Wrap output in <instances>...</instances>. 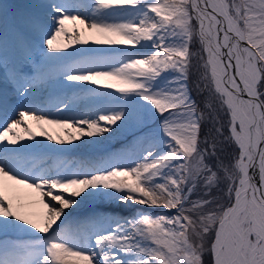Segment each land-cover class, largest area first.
<instances>
[{"label": "snow or ice", "instance_id": "snow-or-ice-1", "mask_svg": "<svg viewBox=\"0 0 264 264\" xmlns=\"http://www.w3.org/2000/svg\"><path fill=\"white\" fill-rule=\"evenodd\" d=\"M7 7L0 264H264V0H41L11 17ZM127 137L96 160L45 143ZM32 194L42 220L17 207ZM96 201L171 214L101 207L69 219Z\"/></svg>", "mask_w": 264, "mask_h": 264}, {"label": "bare ground", "instance_id": "bare-ground-1", "mask_svg": "<svg viewBox=\"0 0 264 264\" xmlns=\"http://www.w3.org/2000/svg\"><path fill=\"white\" fill-rule=\"evenodd\" d=\"M40 2H41V0H0V5H7L8 6L7 11L9 13V16L11 17V16H13L19 12L36 11L37 9L34 6ZM49 23H51V21H49ZM68 27L71 28V25H68ZM194 47H196V43L193 45L192 50H193V52H196L198 54V52L196 50L194 51ZM69 51H71V49H69ZM144 51H151V49H144ZM197 58H198V56H197ZM198 80H199V74H197L196 70L194 69L190 82L196 83ZM82 87H93V86L82 85ZM10 104L14 105L11 101H10ZM200 108L202 109L203 106H201ZM205 114L207 116V112ZM9 115H12V113L9 112ZM27 124L32 126V130L34 132L39 130L34 121L29 120L27 122ZM153 126H155V124H153ZM42 127L44 129L48 130L49 132L53 133L54 135L59 134V135H61L62 138L67 139V137L63 136L64 130H62V129H56L50 125H43ZM68 131H71V129H68ZM37 138L43 139V137H37ZM83 139H88V138L85 137ZM93 139H95V138H93ZM130 139H131V137L120 138V139L112 142L109 145L102 146L99 149L86 148L83 146L82 141L74 142L76 144L81 145L80 147L75 148V149H73L71 145L57 146L54 143V141L48 142L45 140V143L51 144L52 147H67L70 149V151H68L66 153V157H65L66 159H68L69 161H82V160L100 159V158L104 157L106 154H108V152L110 150H115L116 148L120 147L121 144L127 143V141ZM6 183L11 185L10 181L6 182ZM12 187L18 189L20 193L27 192V190L20 189L19 186H12ZM55 191H59V190H55ZM10 195H11V193H10ZM32 195H33V199H31V200L23 198V197L16 200L17 207H19L23 212L27 213L30 217L38 219V220H42L46 210L43 209V207L39 204L38 200L35 198V194H32ZM107 204H109V206H104L103 203H101L100 201H96L93 204L84 205L81 208H77L75 210L69 209L67 211L71 212L72 215L75 213H78L79 215H87L88 213H91L92 209H94V208L99 209L102 207V208L109 210L111 212H115V213L117 212V214L118 213L122 214L124 210L131 211V210H135L137 208V205L132 204L131 202H129V204L124 205V206L114 204V203H110V202ZM36 235L40 236L41 234L37 233ZM0 238H3V237H0ZM26 238L27 237H25L24 234H22V233L21 234H10L8 237H6V239H9V240L26 239Z\"/></svg>", "mask_w": 264, "mask_h": 264}, {"label": "rangeland", "instance_id": "rangeland-1", "mask_svg": "<svg viewBox=\"0 0 264 264\" xmlns=\"http://www.w3.org/2000/svg\"><path fill=\"white\" fill-rule=\"evenodd\" d=\"M199 48H200L199 42L197 41L196 42V47H194V51L196 50L198 52V54H199ZM200 72L202 73L203 70L201 69ZM195 85H196V83L190 82V88L192 89L193 98L197 100V103H198V105L200 107L203 106V108H204V103L208 99V92L205 91V90H197ZM153 124H155V123H153ZM153 124L151 126L152 127H156V124H155V126H153ZM110 152H113V151H109L108 153H110ZM230 153H231V147H229L221 155L227 161V159L230 158ZM101 203H103L104 206H109V204H107V203H109V201H103ZM137 210L147 211V212H151V213L171 214V213H168L167 210H165L163 208H146V207H143V206H140V205H137V208L135 210H131V211L124 210L122 214L121 213H118L117 214V212L115 213V212H111L109 210L108 211L111 212L112 214H116V215H120V216H130V215H133ZM89 214H91V213H88L87 215H89ZM87 215H85V216H87ZM81 217H82L81 215H79L78 213H75L69 219L70 220H74V219H79ZM205 259H206V264H208V261L210 260V258L209 257H206Z\"/></svg>", "mask_w": 264, "mask_h": 264}]
</instances>
